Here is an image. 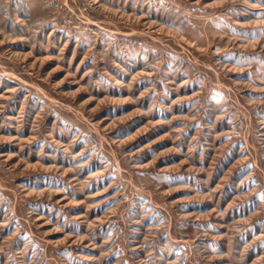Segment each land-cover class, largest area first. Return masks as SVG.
<instances>
[{"label": "rangeland", "instance_id": "rangeland-1", "mask_svg": "<svg viewBox=\"0 0 264 264\" xmlns=\"http://www.w3.org/2000/svg\"><path fill=\"white\" fill-rule=\"evenodd\" d=\"M0 264H264V0H0Z\"/></svg>", "mask_w": 264, "mask_h": 264}]
</instances>
